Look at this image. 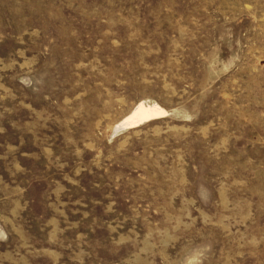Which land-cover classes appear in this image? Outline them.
Returning a JSON list of instances; mask_svg holds the SVG:
<instances>
[{
    "label": "rangeland",
    "instance_id": "374dc122",
    "mask_svg": "<svg viewBox=\"0 0 264 264\" xmlns=\"http://www.w3.org/2000/svg\"><path fill=\"white\" fill-rule=\"evenodd\" d=\"M0 264H264V0H0Z\"/></svg>",
    "mask_w": 264,
    "mask_h": 264
},
{
    "label": "bare ground",
    "instance_id": "6f19581e",
    "mask_svg": "<svg viewBox=\"0 0 264 264\" xmlns=\"http://www.w3.org/2000/svg\"><path fill=\"white\" fill-rule=\"evenodd\" d=\"M166 112L157 105H146L145 103H140L135 111L126 117L123 122L127 124H134L140 122V124H145L150 121L158 120L165 117Z\"/></svg>",
    "mask_w": 264,
    "mask_h": 264
}]
</instances>
